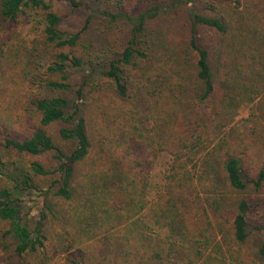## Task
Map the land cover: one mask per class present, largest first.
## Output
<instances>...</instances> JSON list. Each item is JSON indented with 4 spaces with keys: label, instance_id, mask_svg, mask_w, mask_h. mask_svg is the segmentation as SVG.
<instances>
[{
    "label": "trees",
    "instance_id": "16d2710c",
    "mask_svg": "<svg viewBox=\"0 0 264 264\" xmlns=\"http://www.w3.org/2000/svg\"><path fill=\"white\" fill-rule=\"evenodd\" d=\"M135 2L0 0V264H264V0Z\"/></svg>",
    "mask_w": 264,
    "mask_h": 264
},
{
    "label": "rangeland",
    "instance_id": "374dc122",
    "mask_svg": "<svg viewBox=\"0 0 264 264\" xmlns=\"http://www.w3.org/2000/svg\"><path fill=\"white\" fill-rule=\"evenodd\" d=\"M125 4L132 7V5L136 4L135 0H125ZM54 7L56 9V11L58 12V14L61 16L62 18V22H61V27L62 30L65 32H71V31H77L78 29H80L84 23L85 20L87 18L88 12L84 11V10H73L69 4L65 3V2H55L54 3ZM95 23L92 24L91 29H90V33L88 34V37L90 36L92 44H93V49L94 51L97 50L98 47H101L102 44L104 43L105 45H109L112 48H114V50L117 48V46L114 43V40L111 41V39L113 38L112 36H107L103 33L100 32V30L95 28ZM105 40V41H104ZM109 43V44H108ZM96 46V47H95ZM116 46V47H115ZM78 74V73H77ZM83 72L80 71V74H78L80 76L82 75ZM256 102V101H255ZM255 110V103L251 104V105H247L245 107H243L240 111L239 116L235 119V123H236V128L238 130V133L240 134H249L250 129H251V124L250 123V115L254 112ZM151 155V157H149L151 160H153L154 165H153V171H152V178L150 181V198L153 201V199L155 198V195L161 191V189L163 188V186L166 183L167 180V176L170 174V166L172 165V159L170 156L164 154V153H158L156 155L153 156V152L151 150L148 151ZM257 199H261L264 197V189L262 190L261 193H258L256 195H254ZM31 209V213L30 215H32L34 217V221H36L38 219V212L40 210H42V205H38L35 204L34 206H32V203H30L28 205ZM46 213L48 214V221L46 223V233L48 234V237L50 238V243L48 245L51 246V244L53 243V240L56 242V240H58L59 235L61 234V232L64 229V226L61 224V222L57 221V219L59 217H55L56 214L52 213V212H48L46 210ZM59 213H61L59 211ZM58 213V214H59ZM148 212H145V216L148 219ZM58 216V215H57ZM149 221L152 222V220L149 219ZM147 222V221H146ZM252 224L254 226L258 225V222L256 220L255 217L252 218ZM150 224V223H149ZM69 229V227L67 228ZM154 230H157V228L154 226L153 227ZM161 233L163 234V232L165 233V229L162 228V230H160ZM257 233H253V236L257 237ZM264 236V233L262 234L261 232H259V236ZM52 247H49V249ZM62 262V258L61 257H57L56 259H54L53 261H51L49 264H61Z\"/></svg>",
    "mask_w": 264,
    "mask_h": 264
}]
</instances>
